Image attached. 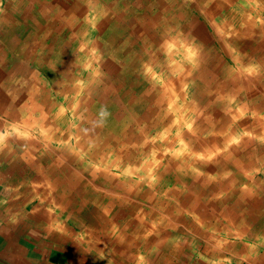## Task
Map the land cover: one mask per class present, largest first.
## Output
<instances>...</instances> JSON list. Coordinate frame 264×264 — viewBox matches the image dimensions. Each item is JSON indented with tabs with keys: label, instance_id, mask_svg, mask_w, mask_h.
I'll use <instances>...</instances> for the list:
<instances>
[{
	"label": "rangeland",
	"instance_id": "374dc122",
	"mask_svg": "<svg viewBox=\"0 0 264 264\" xmlns=\"http://www.w3.org/2000/svg\"><path fill=\"white\" fill-rule=\"evenodd\" d=\"M8 1L10 0H0V15L2 10L7 8ZM31 1L32 2L29 3V5L24 4L26 3L25 0L21 3L19 12L24 14L23 22L25 23L15 26V28L28 29H17L13 32L14 37L17 36L21 38V43L18 44L19 41L17 42V40L9 33L3 35L1 33L0 47L3 51L5 49L6 55L8 52L5 61L8 62L10 69L8 75L4 77V80H0V91L4 95L0 97L17 99L19 96L20 104L24 102L23 95L27 92L26 89L19 90L18 81L27 79V77H24L25 67H28L29 69L37 67V71L40 74L42 73L41 75L44 76L46 81L51 80V86H53V82L57 81L58 84L62 81L63 76L46 69V63H44L45 65L37 64L34 59L29 57L25 59L20 56V51L30 46H33L36 49V47H39V44L44 41L49 53H51L52 50L53 54H58V51L54 52V44L56 43L55 39H57V36L54 37V34L52 33L53 31H56L54 30L55 27H64L63 31L67 29V33L70 31L74 33L77 40L76 43L82 49L81 52L83 53L85 51L86 53V57L83 59L82 63V58L76 60V68L78 69L80 63V69L84 68L83 65L90 63L88 71L92 63L96 66L95 70L97 71L92 70L99 79L97 87L94 88L95 91L97 90L101 92L104 85L109 84L114 86L116 83L126 89L130 86V92L131 86L134 89L137 88L141 91V95L134 92L137 95L135 98L133 96L134 93L132 94L131 92L133 107L128 106V103L126 102L123 104L120 95L115 96L116 98H119V105L121 104L120 107L117 108V113L120 112L121 108L128 113L121 115V117L116 114V116L111 119L107 115H104L105 118L101 123L103 126L106 125L107 131L103 128L102 132L111 131L116 140H123V143H120L117 148H120L122 153L124 151L122 148L126 146V141L128 143L131 141L132 143H129V145H132L138 144L141 141L143 142L144 140V142L147 141L153 149L150 150L151 152H144L143 150L144 156H140L142 155L140 154V158H137L140 159L138 161L125 159V155H121V158L118 156L115 158L110 157L109 159L108 157L110 154H107V156L104 154V158L101 159H98L97 157V159L90 158L88 154L84 153V146L80 145L81 141H78L75 138L67 139L68 136H63L66 132L61 134V127H67L72 120L67 119L62 124H58V127L54 128L52 126H49V128L43 127L39 124L37 126L32 125L25 127L22 125L24 122L17 119L15 115L19 110L18 107L20 104L16 107L17 103L12 102L9 104L6 101L3 102L7 107L6 109L10 110L13 108L12 110L15 111H13L11 115H4L3 112L0 114L2 119L6 120L5 127L0 128V133L3 132L5 136H11L12 138L15 136L21 140H28L30 137L31 140L40 141L41 144L36 146L38 153H44V156L48 158H51L50 155L52 152H63V150L65 151L69 148H72L71 150H73L71 152L72 155L80 157L82 154L78 156V152H81L83 149V154H85V156H81L83 165L79 164V159L73 162L65 160V162L72 165L77 173H80V171L86 173V179H89V185L87 183L85 184L86 192L84 195L90 197L91 202L94 205L101 204V199L99 198L103 195L102 191L104 190H108L115 194H124V192H120L116 189L115 186L111 185V187H109L108 183L111 174L125 177V167H130L132 168V171L129 170V173H131L130 177H137L142 182H147L148 180H160V184H163L161 191L155 188L153 189V192L159 193L162 198L161 201L157 203L158 205L154 207L163 213L166 222H170L171 225L178 227V230H180L181 233H195L198 228L196 231L197 234H201V232L204 231L209 232V234H220L221 231L224 230L223 232L228 234L230 238L245 237L249 239L248 241H255L262 235L264 236V158L262 159V155L260 157L259 153H255L256 167L251 163V158L249 159L251 156L250 149L252 148V150L255 151V149H257L256 146L264 143V134L257 132L253 127L254 123H256L255 126L259 124L264 126V109L261 108V105H264V28L255 30L256 41L254 42L256 43L253 45L255 48H253V46L249 47L245 41L249 40V37L251 38L254 33L249 35H245L246 33L241 34V28H235L237 29L235 32H238L236 36L241 37H239V39L235 38L234 40H231L233 33H235L233 29L231 30L229 26L213 28V25H211L212 20H207L205 15V17L202 16L203 14L208 13L205 10V7H203V0H162L164 5L172 6L176 2V4H179L182 8L187 7V15H189L187 24L189 26H195V19L199 18V21L197 22L203 25L204 28H208L211 32L212 40L209 41L208 44H204V41H201L199 38L201 35L197 32L198 28H185V30L181 31V33L187 35V39L190 34L193 38L195 35L198 41L195 42V40H193L191 46L189 44V47L194 49V51L197 48L203 52L206 50L205 55L208 60L203 63V59H197L196 63L194 62V72H191L190 77L178 80L177 78H179V75H186L182 72L183 69L180 67L178 70L172 71V69L166 68L167 64L165 61L169 57V60H171V51H174V49L176 50V48L182 43L185 44L187 39L185 38L184 41V39L181 38L183 36L182 34L178 36V33H180L178 31L180 30H175V33L172 32L170 35L171 38L168 41L172 46L167 42L165 44L167 47L161 46V49L159 45L156 44L157 41L155 42L153 40L156 33L161 29L170 28L167 25L166 18L170 16H174L175 18L177 15L174 10H168V8H163L164 11L161 8V11H158L161 0H131L134 2L133 5L131 2L128 3L127 7L131 8V10L127 13V15H129L127 21L128 23L133 21L135 25H128L126 29L127 31L124 30L121 32L118 44L113 43L111 35L109 34L113 31V28H105L101 26V17H103V20L105 21L107 16L118 14L117 10L114 8H112V13H110L111 10H109L111 4L115 0ZM59 1L71 6L73 5L74 7L77 6V11L74 15L77 18L71 20L68 16L71 12H68L67 9L65 11H63V9H56L55 5H57ZM79 3H81V5ZM137 6H139V8H137ZM150 7H152V9H150ZM95 8L97 11L93 13L92 9ZM78 9H80L82 14H85V17L88 18V24H91V20L95 18L99 25L96 26V28H93L92 25L87 26L86 24H83L82 19L78 14ZM133 9H136V12H134ZM178 9L180 8L177 7V10ZM201 9L205 10V13L201 11ZM27 12H31L29 18L26 15ZM262 14L264 20V12ZM53 17H55V19ZM157 17L162 19V21H159ZM216 17L219 18V20L216 19L215 21L220 27L222 16ZM149 22H151V24L153 22L152 26L150 28H144L145 23ZM75 24L78 25L74 27ZM0 28L5 27H2L0 24ZM48 28H50V30H48ZM106 29H109V31H106ZM216 29L218 30L217 32L215 31ZM1 31L2 30H0V32ZM139 33L144 35L143 39L140 37ZM217 33H219V36L216 38L215 34ZM239 33L241 35H238ZM63 34L66 35L65 32L62 33V36ZM25 36L26 38L23 41L22 38ZM27 39L30 41H27ZM235 42L241 43V45L246 43V46H240ZM20 47L22 49L18 51L17 48ZM124 50H128L129 53ZM69 51L68 48V52ZM90 51L93 52L91 53ZM151 53H154L156 58L159 57V55L162 56L160 57V60L150 63L149 61L152 58ZM64 55L66 56V54ZM65 56L59 55L56 57L63 60ZM66 57L68 59L70 56L68 55ZM127 57H129V62L126 61ZM199 62L201 65H199ZM178 66L179 65L177 64V67ZM109 68L111 70H109ZM204 68H208L210 74L202 73ZM145 69L148 70L146 71ZM81 71L82 70H80V72ZM48 72L50 73L48 74ZM90 75L91 74L88 73L83 79L75 77L77 78V86L81 87L85 84V87L79 92L81 93V95H79L80 101L77 102L72 96L70 102H64V104L66 103L65 109L67 111L70 112L72 108H80L83 106L84 109H87L88 107L89 110L99 112L100 106H95L96 103H93L96 97L93 96L92 99L94 90L92 87L86 88V83L92 79ZM196 76L199 77L195 78ZM173 78L177 80L174 85L175 87L173 86ZM23 81L24 80H22V82ZM141 83H143V85H141ZM152 86H154L155 90H152ZM207 90L208 94L206 92ZM51 92L56 93L53 90ZM118 92L121 94L122 90ZM118 92L112 93L116 94ZM90 93L92 94L90 95ZM147 93L152 95L148 102L145 101V99H142ZM87 95L90 96L89 100H92L86 105L84 99ZM111 97L112 96L110 95V98ZM162 100L163 103L161 102ZM58 101L61 102L62 99H59ZM7 104H9V106H7ZM152 106H154V110L151 109ZM155 109H158V111H155ZM35 111H37L36 108L34 109V114ZM134 111L138 114L137 117ZM65 115L70 116L72 114L67 113ZM131 115L134 118L131 123L132 125L128 123ZM223 116H226L225 119H223ZM23 117L27 121V115ZM162 119L164 122L161 121ZM18 120L23 123L20 124ZM112 120H114V122ZM220 120L222 122H220ZM259 120L260 122L258 123ZM159 121H161V126H157ZM246 121H249L250 124H244ZM75 122H73L74 125ZM220 124H226L225 128L223 127V130H220ZM122 132L124 133V136L120 135ZM218 132H221V136H223L224 133H227V136L225 138L216 136ZM186 134L192 138V141L188 139ZM50 135H52V138H49ZM214 137L223 138L221 140L222 143L218 146H216V144L214 145ZM96 138L99 139L100 135ZM209 141L211 145H209ZM55 153V157L64 159V155H61V153L60 155H56ZM117 158H119V160ZM170 158H172V161H170ZM107 159L109 162H107ZM160 160H163V164H161ZM150 161L154 164L157 163L155 169L150 168L149 172L141 173L142 168H138L139 165H146ZM178 162L185 165H181L178 168L180 165L176 164ZM160 166L163 169H167V171L159 170L158 167ZM184 168L186 169L183 170ZM181 169L183 171H181ZM145 170H147V166ZM160 171H162L163 174ZM28 173L29 171L27 170L23 171V177L27 176ZM187 186H191L189 191L192 195L190 196V200L186 199V201H184L183 198L186 197L185 193L187 190H185V188ZM175 187L178 188V191L180 189V200L175 197V194L173 193L174 189H176ZM252 199L253 202L251 201ZM138 201H143L145 204H151L146 200H141V198L138 199ZM257 201L260 202L258 203ZM245 203H250V208L247 207ZM194 204L196 208L191 207V205ZM168 205L172 206L170 210H168ZM122 227L123 225L118 223V231L121 230ZM191 227L192 229L190 230Z\"/></svg>",
	"mask_w": 264,
	"mask_h": 264
},
{
	"label": "bare ground",
	"instance_id": "6f19581e",
	"mask_svg": "<svg viewBox=\"0 0 264 264\" xmlns=\"http://www.w3.org/2000/svg\"><path fill=\"white\" fill-rule=\"evenodd\" d=\"M22 2H24V0H14V1L13 0H10V1H8L7 8L3 9L2 10L3 12L1 13L2 16L0 15V23H1V26L2 27L3 26L5 27V28H0V30H2L0 32V37L3 34L9 33L10 35H12L13 38H15L17 40V42L19 41L18 44L21 43V38L20 37H17V36L14 37L13 32L16 31L17 29H19V30H26V29H28V28H18V27L15 28V26H19V25H22V24L25 23V22H23L24 14H22V13L19 12V9L21 8V3ZM25 2L27 3V4L24 3L25 5H29V3H31L32 1L31 0H28V1L25 0ZM129 2H131L132 5L134 3L131 0H115L111 4L109 10H111L110 13H112L113 12L112 8H114L115 10H117V13L118 14L115 15L113 13L114 15L107 16V19H105V21L103 20V17H101V26L102 27H105V28L106 27H111V28H113V31L111 33H109V34L111 35V39H112L113 43H115V44H118L119 43L118 41H120L119 40L120 39V34L124 30L127 31L126 29H127L128 25H130V26L131 25H135L133 21H130L129 23L127 21V18L129 17V15H127V13L129 12V10H131V8L127 7ZM160 3L161 4L159 5L158 11H161V8L162 9L163 8L164 9L165 8H168V10H170V9L172 11L174 10L176 12V14H177L175 16V18H174V16L167 17L166 18V21L168 23L167 25L170 28H163V29H161L159 32L156 33L155 37L153 38V40L155 42L157 41L156 44L159 45V47L161 49H162L161 46L167 47L165 44L169 41V39L171 38L170 35L175 30H180V31H178V32H180V33H178V36L180 34H182L183 36L181 35L182 36L181 38H183L184 41H185V38L187 39V35L185 33H181V31L185 30V28H198L197 29V32L201 35V37H199V38H200L201 41H204V44H208L209 41L212 40V38H211V32L209 31V29L208 28H204L203 25H201L199 22H197V21H199L198 20L199 18H196L195 19L196 20L195 26L194 25H192V26L190 25L189 26L187 24V19L189 18V15H187L188 14L187 7L182 8L179 4H176V2L172 6L171 5H164V3L162 2V0L160 1ZM79 4L81 5V3H79ZM202 4H203V7H205V10L208 12V13H205V10H202L201 9V11H203L205 13L202 16L203 17L206 16L207 20H209V19L212 20L211 25H213V28H222L223 26H225V27L229 26L231 30L232 29L234 30V32L237 30L235 28H241V32L240 33L241 34H245L246 33L245 35H249L251 33H254L255 30H257L259 28H264V20H263V14H262L264 12V0H203V3ZM9 5H11V6H9ZM25 5H23V6H25ZM80 5H78V6H80ZM55 6H56V9H58V10L63 9V11H65L67 9L68 12H71L70 15H68L71 20H73V18L74 19L77 18V17L74 16L75 13H76V11H77V6L74 7L73 5L71 6V5H69L67 3H64L62 1H59L57 3V5H55ZM104 7H106V6H104ZM177 7H179L180 9L177 10ZM137 8H139V6H137ZM101 9H103V8H101ZM150 9H152V7H150ZM164 9H163V11H164ZM92 10H93V13H95L97 11L96 8L95 9H92ZM115 10H114V12H115ZM133 11L136 12V9H133ZM78 14H79L80 18L82 19V23L83 24H86L87 26L88 25H92L93 28H96V26L99 25V23L96 22V19L95 18H93L91 20V24H88V18L85 17V14H82V12L80 11V9H78ZM26 15L29 18V16H31V12H27ZM194 15H195V13H194ZM216 16H222L221 17V21H220V23H221L220 27H219V24L215 21L216 19L219 20V18H217ZM53 18L55 19V17H53ZM157 19L159 21L160 20L162 21V19H159L158 17H157ZM152 24H153V22H152ZM152 24H151V22L145 23L144 28H150L152 26ZM77 25L78 24H75L74 27H76ZM63 28H57V27H55L54 30H56V31H53V33H52V34H54V37L57 36V39H55L56 40L55 41L56 43L54 44V52L55 51H58L59 52L58 54H55V53L54 54L56 56H59V55L60 56L61 55L65 56L64 54H66V56L69 55L70 57L68 59H67L66 56L64 58L65 60L64 59L63 60L62 59H58L53 54V51L52 50H51V53H49L47 47L44 44V41H42L39 44V47L37 46L36 49L33 46L27 47V48H25L23 50H21L22 49L21 47L20 48H17L18 51L21 50L20 51V56L21 57H24L25 59H27L28 57L31 58V59H34L35 62H37V64H44V63H46L47 64V68L46 69H49L50 72L54 71L55 74H59V75L63 76L62 77L63 78L62 81H60V83H58V84H57V81L56 82H53V86H51L52 85L51 84V80L46 81L45 78H44V76L41 75L42 73L40 74L37 71L38 70L37 67L34 68L36 70L29 69L28 67H25V69H24L25 76L24 77H27V79H22V80H24L23 82H22V80L21 81H18V84H19L18 85V88L19 89H24V90L26 89V92H27L25 95H23V101L24 102L22 104H20V101H19L20 97L19 96H18L17 99H8L7 97H0V109L3 110L2 112H3L4 115H11V113L13 112L12 111L13 108H11L10 110L9 109H6L7 107L3 104V102L6 101L9 104L12 103V102H15V103H17L16 104V107L20 104V106L18 107L19 110L15 114L16 115V118L22 120L23 122L29 123L31 126L32 125H36L37 126L39 124V125H41L43 127L49 128V126H52L54 128V127H58V124H62L67 119L68 120H72L71 123L69 125H67V127L64 128V126H63V127H61L60 130L62 132L61 134H64L66 132V134H64L63 136H68L67 139L68 138L69 139L70 138H75L76 140L81 141L80 142V145L81 146H84L83 149H84L85 152L82 149L81 152H78V156H80L81 154L84 155V156H85V154H88V156L90 158H96L97 157L98 159H101V158H104V156H103L104 154L106 156H107V154H110L109 157H108L109 159H110V157L111 158H115V157H118V156L121 158V155H125V157H124L125 159H129L131 161H138V160H140V159H137L140 154H142L140 156H144L143 153L145 151L151 152L150 150L153 149V148H151V145L148 144L147 141H145L146 142L145 143L144 140H143V142L141 141L138 144H132V145H129V143H132L131 141H129V143L126 141V146H124L122 148V149H124V151H123L124 154H123L122 153V150L120 148L117 149L119 147L118 145H120V143H123V140L122 139H117L116 140L113 137V134H112L111 131L104 132L103 133L102 132L103 128L107 131V127H106V125L103 126L101 122L105 118L104 115H107L111 119L114 116H116V114L117 115H120V117H121V115H123L125 113H128V112H125V110L122 109V108H121L120 112L117 113L118 112V109L117 108H119L121 104L119 105V103H120L119 102V98H116L115 97L116 95H120L122 97L121 98V102L123 104H124V102H126V103H128L127 104L128 106L133 107L131 95L134 92L139 93V95H141V91H139L137 88H135L136 89L135 90L131 86V92H132V94H131V92H130V86H128L127 89H126L124 87H121L118 83H116L114 86L113 85L106 84V85H104V87H102V91L101 92H99L97 90L95 91L94 88L97 87V85L99 83L98 82L99 79L97 78L96 74L92 72V70L94 71L96 69V66H94L93 63H92L91 66L89 67V71H88V66L90 64L89 63V64H86L87 66L86 65H83L84 68L83 69H80V65L83 62V59L86 57V53H85V51L83 53L81 52L82 49L76 43L77 40L75 38L74 33H72V31H70L69 33H67V31H66L67 29H65V31H63ZM57 29H59V30H57ZM48 30H50V28H48ZM106 31H109V29H106ZM215 31L217 32L218 30L216 29ZM63 32H65L66 35L63 34V36H62V33ZM1 33H2V35H1ZM237 33L238 32L233 33V36L231 37V40H234L235 38L239 39V37H241V36H236ZM240 33L238 35H241ZM139 34H140V37L143 39L144 38V35L141 34V33H139ZM215 36L217 38L219 36V33L215 34ZM25 38H26V36L23 37L22 40L24 41ZM28 40L29 39H27V41ZM193 40H195V42L198 41L197 38L195 37V35H194V38H193V37H191V34H190V36L188 37V39L185 41V44L182 43L179 47L176 48V50L174 49L175 52L174 51H171V57H172L171 60H169V58H170L169 57L167 59L168 61L167 60L165 61V63L167 64L166 68H170V69H172V71H176L180 67L183 69L182 72L185 73L186 75H179V78H177L178 80H180L181 78H189L190 77L191 72H194V65H195L194 62L196 63V60L197 59H200V60L203 59V63L205 61L207 62V60H208L207 59V56L205 55L206 54L205 53L206 50H205V52H203V51H200L197 48L194 51V49H192L191 47H189V44L191 46V43H192ZM254 41H256L255 33L252 35L251 38L249 37V40H246L245 42L250 47V46H253L256 43ZM138 42H139V40H138ZM140 42H141V40H140ZM246 43H244L242 45H241V43H236V44H239L240 46H246L245 45ZM202 45H203V42H202ZM68 48L70 50L69 52H68ZM253 48H255V46H253ZM124 51H127V53H129L128 50H124ZM90 52H89V54H90ZM105 52H107V51H105ZM151 54H152V58L149 61L150 63L160 60V57L162 56V55L161 56L159 55V57L156 58V56H155L154 53H151ZM158 54H161V53H158ZM168 54H167V56H168ZM7 55H8V52H7ZM7 55H6L5 49L3 51L2 48L0 47V80L1 81L4 80V77L6 75H8V72H9V69H10V67L8 65V62L5 61L7 59ZM127 56H128V54H127ZM119 57H121V56H119ZM77 59L78 60L81 59V63L79 65L78 69L76 68V60ZM95 60H96V58H95ZM11 61H13V60H11ZM126 61H128V62L130 61L129 60V57L126 58ZM129 64H131V63H129ZM133 64H134V62H133ZM177 64L179 65L178 67H177ZM199 65H201V63ZM134 66H136V65H134ZM172 66H174V67H172ZM185 68H187V69H185ZM80 70H82V71L80 72ZM109 70H111V69L109 68ZM95 71H97V70H95ZM113 71H115V70H113ZM50 72H48V74ZM88 73L91 74L90 76L92 77V79H91V81H89V82L86 83V88L87 87H89V88L92 87V89L94 90L93 91V94L90 93V95L92 94V99H93V96L96 97L95 98V101L93 103H96L95 106H100L99 107L100 108L99 112L98 111L89 110L87 106H86L87 109H84L83 106H82L80 108H72L70 112L67 111L65 109L66 103L64 104V102L65 101L67 103L70 102V100H72L71 99L72 96L74 97V99H76L77 102L80 101L79 95H81V93H79V92H80V90H83V88L85 87V84H83V86H81V87H78L77 86L78 85L76 83L77 78L83 79V78H85L84 76L87 75ZM202 73H204V74H210L208 72V68H204L202 70ZM221 73H223V72H221ZM75 77H77V78H75ZM197 77H199V76H196L195 78H197ZM172 80H173V86H174L175 85V82L177 80L174 79V78ZM141 85H143V83H141ZM151 88H152V90L153 89L155 90L154 86H152ZM52 90L55 91L56 93H52L51 92ZM120 90H122V93L121 94L118 92ZM159 91H161V90H159ZM112 92H118V93L113 94ZM206 92L208 94V90ZM136 93L133 94L134 98H135V96H137ZM110 95L113 98L112 97L110 98ZM150 97H152V95H150V93H147L146 95H144L142 97V99H145V101L148 102ZM175 97H176V95H175ZM59 99H62V101L59 102L58 101ZM89 99H90V96H88V95L85 96V99L84 100L86 101V105L88 103H90L91 100H92V99L91 100H89ZM161 102L163 103V100ZM164 102H165V100H164ZM9 104H7V106H9ZM155 106H156V103H155ZM177 106H179V105H177ZM35 108L37 110V111H35V114H37V115L34 114V109ZM261 108L264 109V105H261ZM151 109L154 110V106H152ZM23 110H27L30 113H27V112H25ZM155 111H158V109L157 110L155 109ZM2 112H0V114H2ZM67 113L72 114V115H70L71 117L68 116V115H65ZM134 113H136V112L134 111ZM25 115H27V121L23 117ZM135 115H136V117L138 116L137 113ZM175 116H176V114H175ZM130 117L131 118H130V120H129L128 123H130V125H132L131 123L133 122V119L134 118L132 117V115ZM225 117L226 116H223V119H225ZM215 119H217V118H215ZM0 121H1L0 123H5L6 122V120L2 119L1 116H0ZM112 121L114 122V120H112ZM161 121L164 122L163 119ZM161 121L158 122V125L157 126H161V123H160ZM73 122H75V125L73 124ZM220 122H222V121L220 120ZM259 122H260V120L258 121V123ZM151 123H153V122H151ZM244 124H250V122L249 121L248 122L246 121ZM217 125H219V124H217ZM255 125H256V123L253 124L254 129H256L257 132H261V133L264 134V126H262L260 124L257 125V126H255ZM225 126H226V124H224V125L223 124H220V128H221L220 130H223V127L225 128ZM135 134H140V133H135ZM220 134H221V132L220 133L218 132L216 136L223 137V138H225L227 136L226 135L227 133L226 134L224 133L223 136H221ZM99 135H100V138L97 139L96 137L99 136ZM120 135L121 136H124V133L122 132V134H120ZM63 136H61V137H63ZM186 136L188 137V139L190 141H192V138L190 136H188L187 134H186ZM49 138H52V135H50ZM222 139L221 138H218V137H214V139H213L214 145L215 144H216V146L220 145L222 143V141H221ZM32 142L35 144L34 146H39L41 144V142L40 141L38 142L37 140H32ZM133 142H135V141H133ZM209 143H210V141H209ZM149 145H150V147H149ZM209 145H211V143ZM246 146H247V144H246ZM256 148L257 149H255V151L252 150V148L250 149V155L251 156L249 157V159L251 158V163L253 165H255V167H256V154L255 153H259V156L261 157V155H262V159L264 158V143L260 144L259 146H256ZM71 149L72 148H69L68 150H65V151L63 150V152L62 151H59L58 153L52 152L51 155L54 158V164L52 166H49L48 167V171H50L51 169H56L58 171L61 167H64L65 170H66V173L64 175V179L62 180V177L63 176L61 175L59 180H55L54 181L55 184L56 183L58 184V181H60V182L62 181V182H64L66 184V187L67 188L68 187H72V186H74V185L77 184V187L78 188L85 190L86 189L85 184L87 183L89 185V179H86V173H83V171H80V173H77L76 170L72 167V165H70L67 162H65V160L66 161H72L73 162V161H76L77 159H79L78 160L80 162L79 164L80 165H83L82 164V157L83 156L81 155L82 157L81 156L80 157H77L75 155H72L71 152L73 150H71ZM143 150H144V152H143ZM252 151H254V152H252ZM83 152L85 154H83ZM54 153L56 155H60V153H61V155H64L63 157H64L65 160L64 161L59 160L58 157H55L54 156ZM42 154H44V153H42ZM209 154H211V153H209ZM86 157H87V155H86ZM148 158H149V156H148ZM172 158H170V161H172ZM117 159L119 160V158H117ZM107 162H109L108 159H107ZM160 162H161V164H163V160H160ZM245 162H247V161H245ZM176 164H180V163L178 162ZM156 165H157V163L154 164L153 162L150 161L146 165L140 164L138 168H142L141 173H145V172H149L150 171V168L151 169L152 168L155 169ZM181 165H185V164H180L178 166V168ZM119 166H122V165H119ZM146 166H147V170H145L146 169ZM158 168H159V170L167 171V169H163V168H161V166L158 167ZM249 168H251V167H249ZM185 169L186 168H184L183 170H185ZM129 170L132 171V168L125 167V171H126V172H124L126 174V175H124L125 177H120V175H117V174H111V178L109 180L108 186L109 187H111V185L112 186H115L116 189H118L120 192L121 191L124 192V194H122V195L121 194H115V193H111L108 190L102 191V194L103 195L99 198V199H101L100 200V203L101 204L100 205H97V204L95 205V212H96V215H98L99 217L104 218V220L107 219V217H109V219H110V217L111 218H116L117 219V222H119V223L120 222L121 223H125V224H127V223H136V224L139 223L140 228H142L143 227V222H145L144 223V226H147V219L148 218H151V220H153V219H157L158 220L159 218H161V215H160L159 210H157L154 206H157L158 205L157 203L159 201H161V198L162 197H161V195L159 193L153 192V189L157 188V189H159L161 191V189L163 187V184H160L161 183L160 180L159 181L158 180H156V181H150V180H148L147 182H142L137 177L136 178L130 177L131 173H129ZM183 170L181 169V171H183ZM230 170H228V171H230ZM160 172L163 174L162 171H160ZM237 172H239V171H237ZM222 186H225V185H222ZM81 187H83V188H81ZM190 189H191V186H187L185 188V190H187V191L185 193L186 197L183 198L184 201H186V199L187 200H190V196L192 195V193H190V191H189ZM177 191H178V188L174 189L173 193L175 194V197L179 198V200H180L181 199V197H179L180 189H179L178 192ZM78 192H80L79 194H81V193L83 194L82 191H78ZM89 193H90V191H89ZM90 196H91V193H90ZM138 196H139V198H138ZM137 198L138 199L141 198V200H146V201H148L151 204H145L143 201H140L139 202ZM86 199H87L86 202H89V201L91 202L90 197L89 198H86ZM103 200H105V201H103ZM251 201L253 202V199ZM245 205L247 207H249V208L251 206L250 203H245ZM91 206H92V204H89L88 203V207L87 208H91ZM168 206H169L168 207V210H170L172 208V206L171 205H168ZM191 207L196 208L195 204L194 205H191ZM217 207H218V205H217ZM86 216L87 217H90L89 214H86Z\"/></svg>",
	"mask_w": 264,
	"mask_h": 264
},
{
	"label": "crops",
	"instance_id": "0c3cea01",
	"mask_svg": "<svg viewBox=\"0 0 264 264\" xmlns=\"http://www.w3.org/2000/svg\"><path fill=\"white\" fill-rule=\"evenodd\" d=\"M34 145L0 133V264H264L263 235L248 241L224 230L181 233L160 211L147 226L120 222L118 231L116 218L96 215L86 190L55 184L65 168L48 171L53 156Z\"/></svg>",
	"mask_w": 264,
	"mask_h": 264
}]
</instances>
